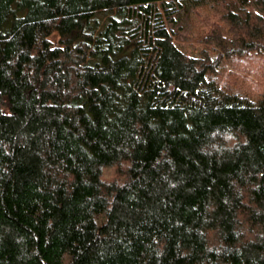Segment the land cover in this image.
<instances>
[{
	"label": "trees",
	"instance_id": "obj_1",
	"mask_svg": "<svg viewBox=\"0 0 264 264\" xmlns=\"http://www.w3.org/2000/svg\"><path fill=\"white\" fill-rule=\"evenodd\" d=\"M240 2L230 45L264 47ZM180 6L0 0V264H264V102L176 45Z\"/></svg>",
	"mask_w": 264,
	"mask_h": 264
},
{
	"label": "rangeland",
	"instance_id": "obj_2",
	"mask_svg": "<svg viewBox=\"0 0 264 264\" xmlns=\"http://www.w3.org/2000/svg\"><path fill=\"white\" fill-rule=\"evenodd\" d=\"M181 6L175 13L174 41L186 54L203 58L210 63L217 61V73H208L209 80L215 82L221 93L233 100L260 104L264 102V47L257 43L256 48L232 47L242 37L226 16L234 12L242 19L247 13H258V7L246 9L240 0H180ZM264 17V14L261 13ZM253 16V15H252ZM251 16V17H252ZM252 21V20H251ZM168 24V23H167ZM264 24V23H263ZM218 28L221 36L230 46L226 53L218 45L211 44L207 38ZM57 43V38H53ZM118 175L117 170H107L106 180L112 181Z\"/></svg>",
	"mask_w": 264,
	"mask_h": 264
}]
</instances>
